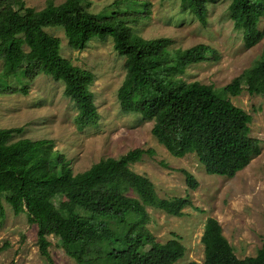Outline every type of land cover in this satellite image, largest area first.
I'll return each instance as SVG.
<instances>
[{
  "label": "trees",
  "instance_id": "trees-1",
  "mask_svg": "<svg viewBox=\"0 0 264 264\" xmlns=\"http://www.w3.org/2000/svg\"><path fill=\"white\" fill-rule=\"evenodd\" d=\"M86 1L65 0L60 5L47 1L43 9L35 10L21 0H0V60L13 77L26 74L23 46L42 55L36 72L63 84V95L77 111V130L95 127L99 114L90 90L93 75L62 58L60 40L44 29L61 28L68 46L77 51L94 39L110 38L114 51L125 59V76L117 90L121 112L153 121V137L174 158L195 155L207 175L233 178L258 155V142L249 137L250 115L211 86L176 78L189 66L206 61L207 54L215 58L209 47L198 45L177 55L170 39L136 36L116 15L89 13L83 7ZM213 1L179 0L202 25L206 6ZM229 13L246 45L264 39V31L257 28L264 17V0H231ZM243 86L249 96L264 95V45L252 67L221 93L236 97ZM19 92L26 95L27 89ZM21 131L0 129V204L4 199L14 215L26 214L28 223L37 227L38 252L47 264H54L48 236L58 238L76 264H176L183 259L185 248L176 236L162 244L148 230L146 209L181 218L192 203L187 198L158 199L152 182L129 169L144 156H154V150L135 149L74 175L64 156L53 150L52 141L12 142ZM179 172L189 188L197 187L190 173ZM58 197L76 211L63 217L53 202ZM200 242L203 262L187 264H264V244L254 257L238 259L213 218L205 220Z\"/></svg>",
  "mask_w": 264,
  "mask_h": 264
},
{
  "label": "rangeland",
  "instance_id": "rangeland-1",
  "mask_svg": "<svg viewBox=\"0 0 264 264\" xmlns=\"http://www.w3.org/2000/svg\"><path fill=\"white\" fill-rule=\"evenodd\" d=\"M21 1L27 7L41 10L47 1L60 5L65 0ZM230 3L231 0H214L207 4L205 25L183 10L179 0H87L83 7L93 15L113 14L124 19L132 33L143 39H170L173 43L170 48L177 55L198 45H205L215 53V58L213 53L207 54L206 61L189 66L176 78L185 83L211 86L251 116L249 137L258 142L259 153L233 178L207 175L195 155L174 158L153 137V121L121 112L117 90L125 76V59L114 51L110 38L94 39L85 49L77 51L68 46L61 28L44 29L60 40L62 58L94 77L90 90L99 121L95 127L82 131L75 126L77 111L63 95V84L36 72L42 55L23 46L27 54L26 74L19 77H13L12 71L0 60V129L22 130L13 135L12 142L52 141L53 150L64 156L74 175L100 160L117 159L135 149L154 150V156H144L129 169L152 182L158 199L187 198L193 205L183 210L181 218L146 209L147 228L159 243L176 236L184 246L185 255L176 264L203 262L200 240L207 218L218 222L238 259L254 257L264 244V95L249 96L244 86L236 97L221 93L258 60L264 39L251 46L245 44L242 30L235 29L230 19ZM144 15L147 17L143 18ZM257 28L264 31V17ZM21 88L27 89L26 95L19 92ZM179 170L193 176L197 183L195 189L187 186ZM53 202L63 217L76 211L64 198H55ZM47 240L54 264H76L64 253L58 238L48 236ZM36 242L37 227L28 223L26 214L14 215L2 199L0 264H47Z\"/></svg>",
  "mask_w": 264,
  "mask_h": 264
}]
</instances>
